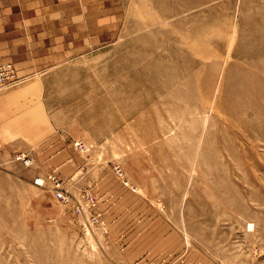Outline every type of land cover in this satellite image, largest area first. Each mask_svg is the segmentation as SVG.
<instances>
[{
    "label": "rangeland",
    "instance_id": "rangeland-1",
    "mask_svg": "<svg viewBox=\"0 0 264 264\" xmlns=\"http://www.w3.org/2000/svg\"><path fill=\"white\" fill-rule=\"evenodd\" d=\"M90 3L56 1L77 47L10 62L31 128L0 138V264H264V0Z\"/></svg>",
    "mask_w": 264,
    "mask_h": 264
},
{
    "label": "crops",
    "instance_id": "crops-1",
    "mask_svg": "<svg viewBox=\"0 0 264 264\" xmlns=\"http://www.w3.org/2000/svg\"><path fill=\"white\" fill-rule=\"evenodd\" d=\"M56 1L0 0V65L11 62L21 70L45 59L47 51L78 46L83 32L77 22L63 26L51 21L59 15L62 20V7ZM48 9L54 11L48 13ZM65 13L69 19L75 17L69 8ZM24 75L20 72L17 77L25 80ZM17 86L0 90V138L21 135L31 128L29 88Z\"/></svg>",
    "mask_w": 264,
    "mask_h": 264
},
{
    "label": "built area",
    "instance_id": "built-area-1",
    "mask_svg": "<svg viewBox=\"0 0 264 264\" xmlns=\"http://www.w3.org/2000/svg\"><path fill=\"white\" fill-rule=\"evenodd\" d=\"M21 80L17 78L16 70L14 66L10 63H6L0 65V90L10 89L18 84H20ZM76 146L81 147L79 143ZM16 161L21 162L25 167H29L32 165V161L23 154L18 155ZM113 173L115 178L120 182L121 187L130 191L131 193H136V188L130 184V182L126 179L123 170L116 166L113 168ZM34 185L38 188H44L49 186L53 195V198L61 203L62 205L70 206L72 212L76 216H82L83 206L79 203H74L64 188V182L60 180L56 175L50 174L45 177H37L34 180ZM83 201L86 203L87 211L89 212V218L91 224H100L99 216L96 214L91 215V212L94 211L95 203L90 196L83 197ZM91 216V217H90Z\"/></svg>",
    "mask_w": 264,
    "mask_h": 264
}]
</instances>
